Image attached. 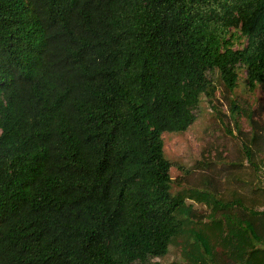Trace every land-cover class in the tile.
Instances as JSON below:
<instances>
[{
  "label": "trees",
  "instance_id": "1",
  "mask_svg": "<svg viewBox=\"0 0 264 264\" xmlns=\"http://www.w3.org/2000/svg\"><path fill=\"white\" fill-rule=\"evenodd\" d=\"M240 68L264 86V0H0V264H162L171 246L164 264H264L256 178L236 180L259 202L172 193L163 151L217 72L261 172L257 109L230 97Z\"/></svg>",
  "mask_w": 264,
  "mask_h": 264
},
{
  "label": "rangeland",
  "instance_id": "2",
  "mask_svg": "<svg viewBox=\"0 0 264 264\" xmlns=\"http://www.w3.org/2000/svg\"><path fill=\"white\" fill-rule=\"evenodd\" d=\"M245 43L246 40L241 38L235 42L234 47H242ZM210 76L216 86L215 94L211 101L206 96L201 97L194 110L193 123L183 132L162 134L164 155L171 163V192L195 187L214 190L218 195H227L233 190H241L248 198L256 197L259 202V190H253L251 184H241L236 179L249 182L256 178L255 184L264 187V139L254 145L260 150L255 156V162L262 169L259 176L241 150L242 141H249L252 137L249 120L243 111L234 115L241 129L242 134H239L235 120L230 116L228 102L223 97V86L218 73L214 72ZM230 97L235 99L242 109H257L253 120L264 126V107H260L264 105V86L257 85L250 89L246 85L243 68L238 70V85ZM260 131L264 135V127ZM193 205L200 212L207 211L202 204ZM178 250L176 246H171L166 257L154 260L162 264L171 262L179 257Z\"/></svg>",
  "mask_w": 264,
  "mask_h": 264
}]
</instances>
